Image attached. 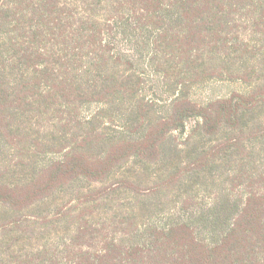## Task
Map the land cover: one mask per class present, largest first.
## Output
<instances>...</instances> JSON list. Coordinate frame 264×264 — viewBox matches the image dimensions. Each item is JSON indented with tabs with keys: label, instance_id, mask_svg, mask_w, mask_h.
<instances>
[{
	"label": "trees",
	"instance_id": "obj_1",
	"mask_svg": "<svg viewBox=\"0 0 264 264\" xmlns=\"http://www.w3.org/2000/svg\"><path fill=\"white\" fill-rule=\"evenodd\" d=\"M0 264H264V0H0Z\"/></svg>",
	"mask_w": 264,
	"mask_h": 264
},
{
	"label": "rangeland",
	"instance_id": "obj_2",
	"mask_svg": "<svg viewBox=\"0 0 264 264\" xmlns=\"http://www.w3.org/2000/svg\"><path fill=\"white\" fill-rule=\"evenodd\" d=\"M147 71L150 80L145 89L146 100H148L149 102H154L157 105L155 106V109H160L162 112H165L167 110V107L169 106L168 96L166 93H164V87H162L159 78L157 76H153L150 70ZM246 91L247 88L241 85L240 83L215 80L191 89V97L195 102L204 105L210 101L227 98L233 92H246ZM93 111H95L94 107L90 109L89 113H92ZM195 125L196 122H190L187 125L186 133L180 135L179 140L183 142L187 137V134L192 132V130L195 128ZM184 154H185L184 147L177 148V154H174L173 157H171L169 160L163 162L162 164L150 166L147 169L144 168V166L141 165L140 163H133L129 165L130 170L128 169L126 171V174H128V176L126 177L131 180L140 181L144 185L149 186L150 184H152L153 180L158 175L164 173L165 171L169 172L171 169L176 167L178 162H181L183 160ZM121 173L112 176L110 183H113L115 185L118 182L119 180L118 176H120ZM120 180H122V178ZM119 191L123 192V190H119ZM119 196H121V194ZM131 199H132L131 196L129 197L125 195L124 200H125L126 208L133 207L132 205L133 202ZM112 212L114 211L111 207H109V209L102 207L98 210H95L96 213L95 220L96 221L99 220L103 222L105 217L107 215H110ZM25 213L33 214L31 211H25ZM56 224H62V223L56 222Z\"/></svg>",
	"mask_w": 264,
	"mask_h": 264
}]
</instances>
